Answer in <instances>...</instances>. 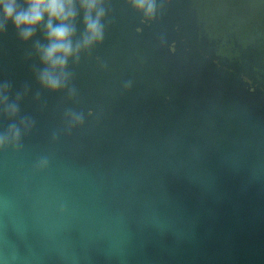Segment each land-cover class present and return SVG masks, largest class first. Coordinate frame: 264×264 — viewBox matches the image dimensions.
Returning <instances> with one entry per match:
<instances>
[{
  "label": "water",
  "instance_id": "obj_1",
  "mask_svg": "<svg viewBox=\"0 0 264 264\" xmlns=\"http://www.w3.org/2000/svg\"><path fill=\"white\" fill-rule=\"evenodd\" d=\"M157 3L146 20L111 0L78 104L0 35V82L30 86L36 122L0 152V264H264V0ZM69 107L86 122L65 135Z\"/></svg>",
  "mask_w": 264,
  "mask_h": 264
},
{
  "label": "clouds",
  "instance_id": "obj_2",
  "mask_svg": "<svg viewBox=\"0 0 264 264\" xmlns=\"http://www.w3.org/2000/svg\"><path fill=\"white\" fill-rule=\"evenodd\" d=\"M125 5L146 20L156 18L157 0H124ZM111 0H0V35L7 34L9 26L19 41L31 45L27 53L33 61L31 69L40 90L63 94L67 101L78 104V92L73 83L74 68L82 58H90L93 50L102 45L109 26ZM100 61V57L95 58ZM101 70L107 65L100 63ZM131 82L125 85L130 88ZM31 92L29 85L15 90L11 81L0 82V117L7 126L0 130V152H19L23 139L35 127V119L21 114V104ZM41 100V91L34 94ZM88 115H92L89 110ZM86 116L76 108H65L63 133L71 135L84 126ZM59 134H52L55 142ZM49 166L47 156L35 163L36 171Z\"/></svg>",
  "mask_w": 264,
  "mask_h": 264
}]
</instances>
